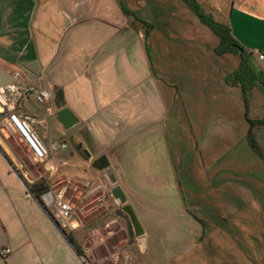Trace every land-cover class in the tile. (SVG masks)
Here are the masks:
<instances>
[{"label":"rangeland","instance_id":"1","mask_svg":"<svg viewBox=\"0 0 264 264\" xmlns=\"http://www.w3.org/2000/svg\"><path fill=\"white\" fill-rule=\"evenodd\" d=\"M183 1L118 0L131 11L133 24L145 25L148 30L153 25L161 41L170 35V41L160 47V62L156 61L158 66H166L165 70L170 66L166 83L174 86L171 89L175 101L169 111L164 105L167 91L148 92L150 83L145 81L137 93L139 97L142 92L144 100L142 112L138 111L140 119L115 141L108 137L117 132L112 127L118 120L115 115L105 116L107 125L96 126L92 136L97 145L85 135L89 127L83 122L65 131L58 119H51L52 140L65 139L67 155L70 154L65 160L69 167L63 166L55 175L56 179L63 176L65 182L55 185L48 182L46 165L33 158L17 134L9 127L3 130L4 143L16 157L13 166L27 187L44 181L50 188L49 201L53 203L63 194L73 207L71 222L76 229H68L74 231L63 227L52 206L46 209L66 237H74L87 250L94 264L106 259L110 252L113 259L109 256L107 264H115L119 256L126 260L118 264H264V160L248 142L251 135L264 156V81L243 93L232 79L240 66L239 57L218 55L219 39ZM196 2L206 16L226 22L225 10H219L223 9L222 1ZM135 38L127 39V49L120 54L128 55V76L119 71L123 85L128 83L133 66L139 81L147 78L145 69H140L139 42L135 43ZM152 46L149 43L146 49L144 45V68L149 73L152 59H157ZM121 62V57L109 60L110 75L118 73L113 68ZM252 64L256 72L264 70V64L255 57ZM130 89L126 86L120 102L135 96ZM110 98L113 99L111 95L105 98L109 104ZM26 112L37 113L29 106ZM39 136L45 143L47 130L45 134L41 130ZM106 146L109 153L96 154L98 148ZM84 151L109 158L145 230L142 245L134 237L129 218L110 196L106 178L92 168L99 157L89 160ZM5 158L13 162L0 152L4 178L12 180L13 185L0 187V248L11 253L0 257V264H83L34 199L36 209L23 196L20 200L24 206L15 201L20 186L24 194L28 190ZM111 216L119 217L121 223L114 224L115 242L104 245L91 231L106 227L105 220ZM126 236L129 245L120 244V248L124 247L127 258L118 248ZM49 251L53 255L47 257ZM84 257L89 264L85 254Z\"/></svg>","mask_w":264,"mask_h":264},{"label":"crops","instance_id":"2","mask_svg":"<svg viewBox=\"0 0 264 264\" xmlns=\"http://www.w3.org/2000/svg\"><path fill=\"white\" fill-rule=\"evenodd\" d=\"M216 1H222L223 9L219 8V10H225L227 15V20L223 24L229 26L232 36L239 45L255 58L258 53L264 54V0ZM214 6H218V4ZM219 13L221 12L219 11ZM126 34H128L127 39L133 36L136 37L135 43L139 42L138 62L141 71L145 69L144 77L147 78L144 81L141 78L139 81L137 68L133 66L128 83L123 85L119 71L128 76L126 72L128 55H120L127 49ZM168 37L167 39L162 37L165 39L161 41L158 30L153 25L148 30L145 25L133 24L130 17L121 10L118 0H0V88L9 86L12 83L13 73L20 72L23 84L51 91L52 100L47 105L32 102L23 109V114L32 117L34 120H45L44 124H35L34 128L38 134L41 130L45 134L47 130L46 145L56 142L52 140L49 134L50 120L57 121L59 103L62 102L63 108H68L74 114L78 124L83 122L86 127H89L88 133L85 132V135L90 141L92 139V143L95 145H97V140L92 134L96 132V126L98 124L107 125L105 116L109 118L115 115L118 120H115L112 127L116 128L117 132L110 133L108 136L115 141L117 136L125 135L127 130L140 119L138 111L142 112L144 100L142 92H140L139 97L137 93L138 86L142 87L145 81L150 83L148 92L154 91L158 94L161 89L167 91V93L165 92L164 105L168 111L172 102L174 103L175 94L171 89L174 86L171 87L169 83H166L169 81L167 71H169L170 66L168 65L167 70H165L166 66L163 68V64L157 65L160 62V47L170 41V35ZM149 43L153 45L152 48L157 57L156 60L152 59V73L147 72L144 68V45L147 49ZM147 53L149 55L148 50ZM119 57L122 59L121 64H116L113 68L114 72L118 71V73L110 75L109 60ZM160 70L165 71L160 72ZM126 86H131L129 93L135 96L122 103L120 99L127 92L124 91ZM109 91L110 93H108ZM60 95L63 96L62 100L58 98ZM108 95L113 97V99H109L111 104L105 101ZM143 96L146 102H149L148 93L144 90ZM28 106L34 111L36 110L37 113H27L26 108ZM141 117L143 118L142 115ZM8 127L12 129L8 119H4L0 124V152L3 156L7 154L12 159L13 162L9 163L5 158L9 165L15 168L13 163L15 164L14 159L16 157L4 143L3 130ZM12 131L15 133L13 129ZM64 140L61 141L65 142ZM3 148L8 153H5ZM68 151V149L59 150L57 153L51 154L47 161L40 162L46 165L49 173L48 182L54 185L65 182L63 176L56 179L55 175L61 172L63 166L69 167L65 162L70 156V154L67 155ZM109 152L108 146H106L98 148L96 154ZM96 154H91V160L100 156ZM6 172L9 174L7 168ZM16 172L24 184L25 181L21 174L19 171ZM10 176L14 181H18L15 176ZM29 182L33 183V181ZM10 183L12 180L11 182L6 181L4 169L0 167V187L4 184L5 186L11 185ZM18 183L21 184L19 181ZM27 190L28 192L26 191L24 194L20 186V192L19 195L16 194L15 201L20 206H24L20 200V196H23L25 201H29L36 209L32 202L34 199L44 210L45 208L30 193L29 188ZM42 201L45 207L52 203L51 200L49 201V194L43 196ZM17 203H15V207L21 218L24 219L22 210L17 208ZM23 209L25 210V208ZM38 213L41 214L39 210ZM105 223L107 225L103 227L104 229L96 228L91 233L99 237L97 239L101 241L100 243L107 245L109 242H115L113 231L116 229L114 224H120L121 220L117 216H111L105 220ZM68 231L74 230L68 229ZM105 233L106 235H104ZM99 234L101 236H98ZM71 238L74 240V237ZM74 241L78 245V242ZM120 244L124 247L129 245L128 236L119 242L118 247L123 250L122 253L127 258V253L123 249L124 247L120 248ZM78 247L88 258L89 264H94L87 250L79 245ZM70 253L72 252L70 251ZM46 255L50 257L53 253L49 251ZM109 256L113 259L110 252L105 257L106 259L98 264H107ZM123 258L119 256L113 262L118 264L116 262L122 261ZM124 260L126 259L124 258ZM83 261L85 262V259Z\"/></svg>","mask_w":264,"mask_h":264},{"label":"built area","instance_id":"3","mask_svg":"<svg viewBox=\"0 0 264 264\" xmlns=\"http://www.w3.org/2000/svg\"><path fill=\"white\" fill-rule=\"evenodd\" d=\"M256 58L258 62L264 64V54L258 53ZM51 100L50 90L23 84L20 72L13 73L12 83L9 86L0 88V124L4 119H8L18 138L38 162L47 161L51 154L68 149V145L62 141L46 145L34 128L35 124L42 125L45 120L36 121L23 114L24 107L29 103L47 105ZM63 165L65 164L63 163ZM49 204L48 207H53V213L62 221L64 228H76L71 222L74 209L69 202L64 200L63 194H59L53 203ZM10 253L9 249L0 248V257L2 258L9 256Z\"/></svg>","mask_w":264,"mask_h":264},{"label":"trees","instance_id":"4","mask_svg":"<svg viewBox=\"0 0 264 264\" xmlns=\"http://www.w3.org/2000/svg\"><path fill=\"white\" fill-rule=\"evenodd\" d=\"M185 2L201 19V21L210 28L214 35L219 39V46L216 50L218 55L223 56L227 54L238 56L240 59V66L232 76L234 82L239 85L243 93L258 87L260 83L264 81V70L256 72V68L252 64L253 55L247 53L239 43L234 39L231 33V29L228 25L215 21L211 16H206L196 0H184ZM121 10L125 15L131 17V11L128 10L123 4H120ZM254 125V124H253ZM248 142L253 149L254 153L264 160V156L261 154L255 141L248 136ZM30 193L33 197L45 208L42 197L49 193V186L44 182H38L28 186ZM48 212V211H47ZM50 215V214H49ZM69 243L75 249L76 253L81 257H84V253L78 247L73 238L67 236ZM86 263V262H85Z\"/></svg>","mask_w":264,"mask_h":264},{"label":"water","instance_id":"5","mask_svg":"<svg viewBox=\"0 0 264 264\" xmlns=\"http://www.w3.org/2000/svg\"><path fill=\"white\" fill-rule=\"evenodd\" d=\"M58 98L62 100L63 96L60 95L58 96ZM59 107L60 109L57 113L59 122L63 126L65 131H70L75 126H77L78 120L68 108H65V107L63 108V102L59 103ZM81 147L82 146L80 145L78 148H81ZM83 153L86 155L87 159L91 160V154L89 152L84 151ZM11 168L17 174L16 170L13 167ZM92 168L101 172V174H103V176L106 178L107 188H108V192L110 196L113 198L116 206L120 208L129 218L133 232H134V237L138 240V243L142 245L145 239V235H146L145 230L141 224V221L133 205L129 201V197L127 196L123 187L120 185L119 179L107 155H102L101 157L94 160L92 163ZM25 186L26 188H28L26 184ZM43 211L48 216V218L51 220V222L56 227V229L61 233L63 238L66 240V242L72 247L65 233H63V231L59 228L58 224L54 222L53 218L48 214V212L45 209ZM73 250L75 254L78 256V258L83 262V264H86L83 261V259L76 253L74 248Z\"/></svg>","mask_w":264,"mask_h":264}]
</instances>
